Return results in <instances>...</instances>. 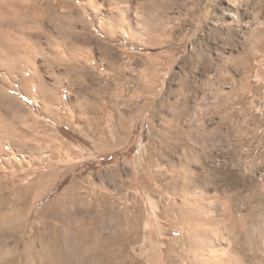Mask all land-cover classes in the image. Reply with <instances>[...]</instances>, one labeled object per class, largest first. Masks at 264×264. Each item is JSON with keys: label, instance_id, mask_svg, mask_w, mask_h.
<instances>
[{"label": "rangeland", "instance_id": "obj_1", "mask_svg": "<svg viewBox=\"0 0 264 264\" xmlns=\"http://www.w3.org/2000/svg\"><path fill=\"white\" fill-rule=\"evenodd\" d=\"M0 38L3 264H264V0H0Z\"/></svg>", "mask_w": 264, "mask_h": 264}, {"label": "bare ground", "instance_id": "obj_2", "mask_svg": "<svg viewBox=\"0 0 264 264\" xmlns=\"http://www.w3.org/2000/svg\"><path fill=\"white\" fill-rule=\"evenodd\" d=\"M111 4V3H110ZM48 9L49 8H45V7H42L41 5H38V4H36V5H33V7H32V10H31V13H32V15H33V21L37 24V28H39L40 27V25H39V22L43 19V18H45L44 17V12L45 11H48ZM51 10H53L52 8H51ZM54 11V10H53ZM10 17H11V15H10ZM12 21V20H11ZM149 24V23H148ZM98 27V26H97ZM100 29V28H99ZM159 29V28H158ZM157 29V30H158ZM37 32V31H36ZM100 32V31H99ZM98 32V33H99ZM39 34H38V32L37 33H34V36H38ZM3 36V35H2ZM110 36V35H109ZM3 43V42H2ZM1 43V38H0V64L2 63V57H1V51H2V49L3 48H5L6 50H7V52L8 53H10V54H12L14 57L15 56H17V52H16V50L13 48V47H11V46H9V45H5V44H2ZM15 44V43H14ZM23 48V47H22ZM19 50V49H18ZM4 51V50H3ZM27 53V52H26ZM25 53V54H26ZM24 56V55H23ZM16 58V57H15ZM8 59V58H7ZM10 59V58H9ZM14 59V58H13ZM18 59V58H17ZM21 62H23V61H21ZM25 64V63H24ZM17 65H19L18 63H17V60L16 59H14V61H12L11 63H8L7 64V70H8V72L9 71H12L13 70V68L15 69L16 68V66ZM22 65V64H21ZM2 66V65H1ZM26 66V65H25ZM19 67H21V66H19ZM27 67H29V66H27ZM26 67V68H27ZM17 69H19V68H17ZM22 69V68H21ZM86 69V68H85ZM38 71V70H37ZM16 72V71H15ZM72 72V71H71ZM10 76H11V74H10ZM22 86H23V84H22ZM38 95H39V97H40V100L44 103V105L45 104H48L49 102H51V100L53 99L52 98V96H51V89L50 88H48L47 86H45L43 83H39L38 84ZM4 96L7 98H9V96H6L5 94H4ZM2 97H3V95H2ZM4 97V98H5ZM5 100V99H4ZM41 102V103H42ZM40 103V104H41ZM43 114H45L46 115V113H43ZM150 165V164H149ZM141 175V174H140ZM141 177V176H140ZM139 177V178H140ZM151 179H153V177H150ZM143 184H144V186H145V188L148 190V191H151V190H153V187H152V184L149 182V181H145V180H143V182H142ZM144 188V189H145ZM147 190H145V191H147ZM154 192V191H153ZM22 198L23 199H15V203H14V205L15 206H18V204L20 203V202H22V204H23V208L21 209V211H19L18 212V216L20 215L21 217H22V223L21 222H18V216H17V218H16V214L14 213H8V211H7V213H6V217H7V219L9 220V222H10V224H8V225H2L1 227H0V264H3L4 263V261L5 260H7L8 258H10L11 256H12V253L11 254H9V252H7L8 251V248L6 247V246H10V244L13 242V241H15V239H16V236H17V233H18V231H20V233H21V235L22 236H25L26 234H27V231H28V222L30 221L29 220V207H30V198H29V194L27 193V192H25L23 195H22ZM15 220V221H14ZM20 235V236H21ZM171 254H169V255H166L167 256V258H171V256H170ZM170 260H172V259H170ZM63 264H78L77 262L76 263H73L72 261H70V260H65L64 261V263Z\"/></svg>", "mask_w": 264, "mask_h": 264}, {"label": "crops", "instance_id": "obj_3", "mask_svg": "<svg viewBox=\"0 0 264 264\" xmlns=\"http://www.w3.org/2000/svg\"><path fill=\"white\" fill-rule=\"evenodd\" d=\"M227 116V115H226ZM218 117H220V118H223L224 117V115H220V114H218Z\"/></svg>", "mask_w": 264, "mask_h": 264}]
</instances>
